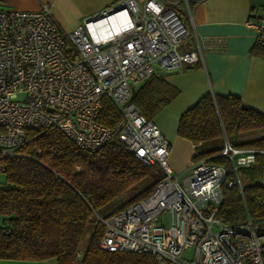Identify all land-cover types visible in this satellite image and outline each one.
I'll return each mask as SVG.
<instances>
[{
    "label": "built area",
    "instance_id": "1",
    "mask_svg": "<svg viewBox=\"0 0 264 264\" xmlns=\"http://www.w3.org/2000/svg\"><path fill=\"white\" fill-rule=\"evenodd\" d=\"M186 17L191 21L188 0H125L62 32L49 3L0 9V155L15 154L27 129L56 128L85 151L116 136L159 176L147 196L105 215L92 212L102 227L99 248L147 252L156 264H264V218L230 225L218 214L226 168L198 158L185 174L174 173L169 141L132 101V88L158 68L181 69L203 60L205 48L219 47L194 34L195 47L181 50L190 33ZM252 17L245 22L264 47V9ZM103 100L119 113L113 126L98 120ZM261 153L224 137L218 155L235 175L228 186L241 188L238 169Z\"/></svg>",
    "mask_w": 264,
    "mask_h": 264
},
{
    "label": "trees",
    "instance_id": "2",
    "mask_svg": "<svg viewBox=\"0 0 264 264\" xmlns=\"http://www.w3.org/2000/svg\"><path fill=\"white\" fill-rule=\"evenodd\" d=\"M252 52L264 58V47L257 43ZM158 74L138 83L132 96L149 119L178 92ZM118 118L113 104L103 100L98 120L113 126ZM176 133L196 147L193 160L208 158L226 168L218 210L226 224H236L247 216L264 217V203L259 202L264 199V186L252 180L241 189L236 183L228 186L235 179L234 172L230 161L218 155L224 135L236 146L264 149V113L245 106L239 95L207 92L181 113ZM0 163L4 176L0 184V258L53 257L56 264H156L147 252L98 247L102 227L94 226L92 212L125 192L130 193L126 202L147 196L159 176L157 166L138 161L116 136L95 151H85L56 128L27 129L17 152L0 155ZM86 232L90 234L84 248ZM79 249L83 253L77 259Z\"/></svg>",
    "mask_w": 264,
    "mask_h": 264
},
{
    "label": "crops",
    "instance_id": "3",
    "mask_svg": "<svg viewBox=\"0 0 264 264\" xmlns=\"http://www.w3.org/2000/svg\"><path fill=\"white\" fill-rule=\"evenodd\" d=\"M125 0H0V9L35 10L49 3L51 14L62 32H68L84 19L103 8ZM142 3L144 0H135ZM183 1V0H182ZM191 21L186 17L190 33L181 50L195 47L194 34L219 47L203 51V60L185 63L181 69L158 74L178 92L151 119L158 125L170 145L169 164L176 174H185L193 161L196 147L177 135L181 113L207 92L239 95L242 103L264 113V58L252 52L255 33L246 24L250 14L256 19L264 9V0H188ZM158 72V71H157ZM0 264H56L53 257L4 259Z\"/></svg>",
    "mask_w": 264,
    "mask_h": 264
},
{
    "label": "rangeland",
    "instance_id": "4",
    "mask_svg": "<svg viewBox=\"0 0 264 264\" xmlns=\"http://www.w3.org/2000/svg\"><path fill=\"white\" fill-rule=\"evenodd\" d=\"M184 41L187 42L188 39H184L182 42L183 44L185 43ZM224 137H226V136L225 135L223 136V141H224ZM238 177L241 181L242 187L246 183H248L249 180H252L253 183L260 184V185L264 186V153H261L259 155V158L255 161V163H253L249 167L239 168L238 169ZM3 182H4V176L2 173H0V184H2ZM129 198H130V193L125 192V193L121 194L119 197H117L116 199H114L109 205L98 209V211H96V212L101 214V215H105L104 213H107L111 209H114L115 207L121 205L122 203L126 202ZM259 218H264V217H259ZM89 234H90L89 232H86L84 234L81 247L85 248L84 244H87ZM75 264H77V263L75 262Z\"/></svg>",
    "mask_w": 264,
    "mask_h": 264
},
{
    "label": "water",
    "instance_id": "5",
    "mask_svg": "<svg viewBox=\"0 0 264 264\" xmlns=\"http://www.w3.org/2000/svg\"><path fill=\"white\" fill-rule=\"evenodd\" d=\"M158 72H159V74H164V73H165V71H163V70L160 69V68H158ZM132 91H133V93H134V91H135V88H134V87L132 88Z\"/></svg>",
    "mask_w": 264,
    "mask_h": 264
},
{
    "label": "bare ground",
    "instance_id": "6",
    "mask_svg": "<svg viewBox=\"0 0 264 264\" xmlns=\"http://www.w3.org/2000/svg\"><path fill=\"white\" fill-rule=\"evenodd\" d=\"M157 71H158V70H157ZM163 71H164V70H163ZM158 73H159V72H158ZM152 120H153V119H152ZM217 164H218V163H217ZM241 188H242V187H241ZM241 188H240V189H241Z\"/></svg>",
    "mask_w": 264,
    "mask_h": 264
}]
</instances>
